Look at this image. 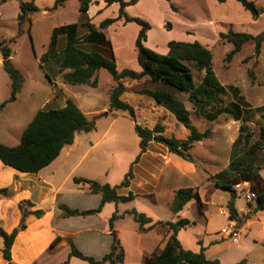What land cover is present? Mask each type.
<instances>
[{"label":"rangeland","instance_id":"374dc122","mask_svg":"<svg viewBox=\"0 0 264 264\" xmlns=\"http://www.w3.org/2000/svg\"><path fill=\"white\" fill-rule=\"evenodd\" d=\"M30 1V0H24ZM258 6L264 7V0H254ZM38 10L30 14V20L23 24V32H19L17 8L9 4L4 10V17L0 21V42L5 40L11 49V63L23 74L24 81L14 101L8 102L0 110V143L15 146L20 143L23 131L41 109H57L65 105L68 99L74 101L95 124L90 132L76 135L77 142L67 146L69 154L63 158L55 173L54 183L61 186L60 195H50L41 203L43 210L51 209L52 205L63 202L78 209L95 208L99 205L100 194L90 192L89 185L77 186L74 176H81L97 180L101 183L119 184L129 171L133 161L139 153V137L134 128V122L127 111L111 110L110 95L117 86V81L106 69L96 72L97 86L88 84H69L63 81V72L59 71V64L63 58V49L69 41L67 35H60L56 45L52 44L55 28L78 24L75 36L79 38V46L87 51H93L84 45L85 35L89 32L84 21H88L90 13L79 10V0H65L56 10H44L54 6L56 0H34ZM96 6V4H94ZM94 6V7H95ZM120 6L118 3L109 5L94 21L107 18H118ZM130 16L144 19L150 24L146 45L158 52L168 51V44L172 40L194 42L199 41L210 49L213 59L212 68L226 92L222 96L223 106L232 101L239 102L244 107L255 108L264 104V41L259 54L255 52V41L251 40L242 46L235 56L228 60L227 55L234 48V44L222 39L221 33L230 30L247 32L258 35L264 32V16L255 19L252 13L245 9L237 0H140L137 4L127 8ZM91 22V21H90ZM92 23V22H91ZM109 27V26H108ZM106 27V28H108ZM141 27L136 22H129L121 27L118 20L114 21L105 31V35L112 40L118 69H140L135 40ZM104 29V28H101ZM12 38H16L12 40ZM109 49V45L107 44ZM94 51L108 56L104 50ZM0 53L1 50H0ZM194 73V79L199 84L205 69L194 62H189ZM68 71V70H66ZM127 86L124 98L136 109L137 120L152 128L156 124L165 127L164 135L186 138L189 130L180 124L176 118L162 105H158L151 97H141L134 89L148 83L141 80L123 79ZM152 89L155 86L147 84ZM12 80L4 65V58L0 64V105L11 97ZM178 97L190 110L191 123L200 131H210L203 141L197 142L191 154L194 163L201 169L193 176V181L184 180L185 186L197 183L201 195L208 200L206 216L200 213L196 201L191 200L186 207L185 218L191 223L181 233V242L193 249L196 248L195 238L203 240L208 245L217 243L214 249L215 258L221 264H235L243 259L247 264H264V242L262 228L264 225V211L256 210V194L264 189V136L260 128L264 118L260 113L248 116L243 123L235 120L231 114H221L214 120L199 113L193 106L186 93H178ZM149 98V99H148ZM245 126L241 129V126ZM248 138V140H247ZM75 141V140H74ZM258 142L260 148L254 154L245 155L252 145ZM156 150L166 155L167 149L155 143ZM63 155L66 154V150ZM152 152H155L152 150ZM152 156V155H151ZM237 158L248 164L244 170L229 172V163ZM151 158L147 157V161ZM0 201L8 203L15 200L17 190L12 186L15 179L14 169L0 160ZM248 166L259 173L258 179H251ZM210 174V181L206 180L204 171ZM169 172L168 170H166ZM166 171L161 176H165ZM18 172V171H17ZM222 172V173H221ZM221 174V175H219ZM234 177V189L237 192L236 208L239 221L231 220L227 208L231 197L229 190L218 187L214 183L217 179ZM223 179V180H224ZM221 180V179H220ZM213 184H211L212 182ZM136 180L132 185L133 191L142 193L145 186ZM239 185V186H238ZM89 189V190H88ZM126 193L127 189H120ZM248 193L254 196H248ZM157 198V202L155 200ZM173 194L158 191L153 195H139L133 201L126 203L110 202L103 210L93 216H76L72 219H60L58 228L62 231L77 232L71 235L78 248L85 254L101 259L110 248L112 237L109 235L107 223L111 215L119 209L136 208L140 212L156 220H177L168 203ZM24 205V203H23ZM58 210V209H57ZM57 212V211H56ZM54 216V215H53ZM166 222V221H164ZM14 223V216L7 226ZM164 225V224H163ZM235 225L239 230L238 240L222 233L226 226ZM137 223L132 215H126L118 222L121 231L118 238L124 242L127 249V264H139L140 257L136 251ZM52 233L45 230L36 234V247L41 254L36 257L35 252H20L22 259L30 264H62L68 259L70 242L61 247L52 246ZM165 237H159L158 230L150 232L144 239L147 250L143 259L144 264H151V259L157 256L164 243ZM259 237V238H258ZM258 242H255V240ZM74 244V243H73ZM3 238L0 237V249ZM35 255V256H34ZM21 257V256H20ZM36 257V258H35ZM5 259L0 251V264ZM68 264H90L78 257H71ZM104 264H110L106 262ZM124 264V262H123Z\"/></svg>","mask_w":264,"mask_h":264},{"label":"trees","instance_id":"16d2710c","mask_svg":"<svg viewBox=\"0 0 264 264\" xmlns=\"http://www.w3.org/2000/svg\"><path fill=\"white\" fill-rule=\"evenodd\" d=\"M65 0H56L51 8L44 10H56ZM94 0H79V10L87 13L91 3ZM107 5L118 3L120 6L119 18H124L126 23L136 22L141 27L135 40V49L137 52V60L141 67V71L124 68L118 69L112 44L106 39L104 33L98 32L97 27L90 20L83 23V26L89 28V36L108 44L111 53L105 56L97 51H87L78 44L79 38L75 36L78 24L64 25L55 28L52 36V44L56 45L60 35H67L69 41L63 49V58L59 64V71L63 72V81L69 84H88L97 86L98 79L96 72L100 69H106L117 81L116 88L110 95V108L114 111H127L134 122L136 134L139 137V153L133 161L129 171L125 174L124 179L116 185L110 183H101L94 179L85 177H74L76 184H88L90 192L100 194L101 201L95 208L80 210L71 208L64 203L59 204V208L65 212L66 216H87L98 214L103 207L110 202L126 203L133 201L138 194L129 191L128 194H120V188H128L134 178V164H136L141 156L147 151L152 141L158 142L166 146L169 152L174 153L185 160L194 162L191 150L199 141H203L210 134L209 130L204 132L198 130L191 123L190 110L185 106L184 102L178 97V93H186L192 102L194 108L208 119L214 120L221 114H231L235 120H241L245 123L248 116L260 113L264 118V104L255 108L244 107L239 102L232 101L223 106L221 103L222 96L226 92L225 86L218 79L212 68V53L205 45L199 41L184 42L172 40L169 42V50L167 53H160L150 47L145 42L147 40L150 24L142 18L130 16L126 8L137 4L140 0H104ZM221 2L225 0H219ZM245 9L249 10L255 19L264 16V7L258 6L254 0H237ZM21 12L18 15L19 32H23V24L30 20V14L39 8L34 0H20ZM116 18H107L100 23L99 28L110 26ZM222 39H226L234 44V48L227 55V59H232L242 46L248 41H255V52L260 53L262 42L264 41V32L253 35L247 32H236L230 30L228 33L220 34ZM16 38H12L15 40ZM0 50L4 58V65L7 73L12 80L11 97L0 105V110L10 101L16 99V95L21 89L24 81L22 72L11 63V49L5 40L0 42ZM194 62L205 69V75L202 81L197 84L194 79V73L189 65ZM68 70V71H66ZM147 77L146 81L155 86L148 88V83H143L140 87L134 89V92L141 95H147L153 98L156 103L164 106L173 114L176 120L189 130L186 138H178L174 135H164L165 127L162 124H156L153 128L140 124L137 120L136 109L128 101L122 98L127 86L122 82L123 79L141 80ZM245 126H241L244 129ZM95 129L93 121L89 120L83 110L71 99H68L65 105L57 109H41L27 125L21 136L20 143L10 146L0 143V160L7 166L27 173H38L41 169L51 164L61 153L62 149L74 143L75 137L81 132H90ZM261 134L264 136V124L260 128ZM248 140V138H247ZM260 146L255 142L251 150L245 155L254 154ZM245 160L237 158L232 160L229 165V172L244 170L246 167ZM249 177L258 179L259 173L252 171V167L248 166ZM222 173V172H221ZM221 175V174H219ZM221 179V180H220ZM216 180V185L227 189L231 193L228 200L227 208L229 218L239 221V213L236 208L237 192L234 189V177L220 178ZM224 179V180H223ZM3 191L7 188H3ZM195 200L200 213L202 212L203 202L199 195L198 189L195 187H182L174 192V200L172 211L178 214L184 210L185 206L191 200ZM30 206L31 202H28ZM23 208V203L20 204ZM256 210L264 211V189L256 194ZM126 213L131 214L138 223V230L141 233L154 229L159 224L169 225L165 243L160 253L151 259V264H221L220 260L208 258L205 254V248L196 252L186 248L180 238L179 232L190 225L191 221L185 217H179L176 221L163 222L161 220L154 221L152 217L144 212L138 211L136 208L127 210L123 214L115 211L109 218V229L112 235V244L110 251L101 259L84 254L73 243L69 257H78L90 264H123L125 260V251L114 222L123 217ZM34 214L42 217L45 214L43 209L27 210L23 209V216L18 226L11 231L5 230L0 226V237L3 238V247L1 249L7 264H15L11 262V250L13 243L20 233L26 229V216ZM52 242L54 246L58 240ZM67 263V261L65 262ZM235 264H247V260L243 259Z\"/></svg>","mask_w":264,"mask_h":264},{"label":"crops","instance_id":"0c3cea01","mask_svg":"<svg viewBox=\"0 0 264 264\" xmlns=\"http://www.w3.org/2000/svg\"><path fill=\"white\" fill-rule=\"evenodd\" d=\"M9 4H12L13 6H15L17 8V17L19 15V13L21 12L20 0H0V21H2V18L4 17L3 10ZM94 4H96V6ZM107 7H108V5L104 0H94L91 3L90 8L87 12V14L90 13L88 20H90L97 27L98 32H102V33H104V35H105V31L111 25L108 28L101 29V28H99V26H100V23L102 21L97 20L95 22L94 19L98 15L103 13V11ZM127 8H126V11H127ZM117 20L120 22L121 27H123L124 24H127L125 22L124 18H119ZM84 22H86V21H84ZM137 29L140 30L139 27H137ZM89 33L90 32H85V33H82L80 35V36L85 35V38L83 39L84 45L91 50H95V49L104 50V52H106L109 56L111 53L110 47L108 49L107 44H105L103 41H100L97 39H92L91 36H89ZM105 37H106V39H109L107 37V35H105ZM60 39H61V37H59V40ZM109 40L112 44V51L114 52V55H115V49L116 48H114L115 46H114L112 40L111 39H109ZM168 50H169V48H168ZM167 52H166V50H164L163 52H160V53L165 54ZM115 59H116V57H115ZM2 61H3V55H2V53H0V64L2 63ZM119 70H122V69H119ZM136 71H141V67H140V69H136ZM145 79H147V77H145ZM139 95L141 97L147 96V95H141V94H139ZM122 98L125 100L124 93L122 95ZM115 112H117V111H115ZM169 113L171 114L170 111H169ZM171 115H173V114H171ZM146 126L152 128L149 124H146ZM76 142H77V140L75 138V141L73 144H75ZM155 143H158V142L152 141L150 143L147 151L141 156L140 160L136 164H134V178L131 181L130 187L125 188V189H127V192L126 193L120 192V189H123V188H120L118 190V192L120 194H128L129 191L134 192L132 185L138 179V180L142 181L141 183L143 184V186H145V189L142 191L141 194L134 192L135 194H138V196L139 195H142V196L153 195V196H155L156 192H158L160 190L166 191L167 193L171 192L173 194V199L168 203V205H169L170 209L172 210V204H173V200H174V192L177 189L182 188V187H195L198 189V192H199V195L201 197L202 202L204 203V205L207 206L208 200L204 196L201 195V192L199 189L200 187H199V185H197V183H193V184L188 185V186H185L186 184H184L185 179H189L190 181H193L194 174H196L198 171H201V169L197 168L194 162L185 160L182 157H180L174 153L169 152L168 148L166 146H164L163 144L162 145L167 149L166 155L158 152L156 150L157 146H155ZM159 144H161V143H159ZM71 145H70V147H71ZM67 146H69V145H67ZM67 146H65L62 149L60 155L51 164H49L45 168L41 169L38 173H27V172H20V171L17 172V170L14 169L13 173L15 174V179H14V183L12 186L18 191L17 197L15 198V200L11 201L10 203H8V201H6V200L0 201V226L1 227H3L7 231H11L13 228H15L16 226L19 225V223L22 219V216H23V209H27V210L42 209L41 203L44 200H46L50 195H53L54 198L57 197L58 195H60L61 186L55 185L54 177H55V173L58 171L59 164H61L62 161H64L63 158H61V157L66 158L69 154L68 150L70 148L67 149L66 148ZM65 149H67L66 150L67 152H66V154L63 155L62 152L65 151ZM152 150H154L155 152H152ZM147 157L151 158L150 162H149V160L147 161ZM0 167H2L1 164H0ZM166 170H168L169 172H167ZM164 171H166L165 176L164 175L161 176ZM203 171L206 174L205 175L206 180L210 181V179H209L210 174L205 170H203ZM74 177H81V176H74ZM213 183L214 182H212L211 184H213ZM76 185L81 186V185H85V184H76ZM213 185L215 187L216 182ZM1 189H3V188L0 187V190ZM155 200L157 202L156 197H155ZM100 201H101V195H100ZM28 202H31L32 205L30 206V204ZM21 203H24L23 208L20 207ZM60 203H63V202H60ZM60 203H58V201H57L56 205L53 204L51 209L44 210L45 214L42 217H37L34 214H29L28 216H26L25 221H26L27 227H26V229L20 231V233L17 235V237L13 243V246H12V250H11V262L12 263L30 264L31 260L29 262H27V261H25V259H22L23 257L20 254V252H27V253L35 252L36 257L39 254H41L40 250H38V249L34 250L33 248L36 247V234L42 233L45 230H48L52 233L51 242L55 241L59 237L61 238L60 240L57 241V243L54 246H50V248H54V247L56 248V247H61L63 245H67L68 244L67 240L68 241L70 240L69 243L73 242L74 245L78 248V246L75 244V241L72 239V237H70L71 235H74L73 233H77V232L62 231L61 229L58 228V226H57L58 223L56 224V222L59 221L60 219H63V218L64 219H72V218L76 217V216H66L65 212L59 208ZM107 204H110V203H107ZM71 208H74V207H71ZM116 208H118L117 211L119 214H123L127 210H130V209L121 210V209H119V205ZM87 209H91V208H87ZM80 210H86V209H80ZM202 212L205 214L206 208H203ZM126 215H131V214L126 213L123 217L118 218L114 222L115 229L118 230V233L120 236H121V234H120L121 231L118 229V222L120 220L124 219V217ZM175 215H176L177 219L179 217H184L185 211L182 210L181 212H179L178 214H175ZM13 216H14V223H12V225L9 227V226H7V223L9 222V220ZM90 216H93V215H87V217H90ZM205 216H206V214H205ZM108 221H109V219H108ZM108 221H107V223L109 225ZM156 221H159V220H156ZM161 221L167 222L168 220H161ZM172 221H175V220H172ZM262 229H263L262 233H261L262 238H260V240L262 242H264V225H263ZM153 230H158L159 237H165V235H167V233L169 232V225L159 224L154 229H152L148 232H145V233H141L138 230V223H137V228H136L135 234L137 235L136 251L140 257L139 264H144L143 259L146 255V252H147V250L145 249V247L143 245L144 239H146L148 237V235L150 234V232H152ZM184 230L185 229H182L179 232L180 240H181V233ZM108 232H109V235L112 237V235L110 233V229ZM199 236H198V239L195 238L196 248L191 249L188 246H186L185 244H183V243L182 244L186 248L191 249V250L196 251V252L200 251L201 247H204L206 256L208 258L215 259V257H213L214 256V249H216L215 247L218 245V242L217 243L210 242L208 245H206L205 243H203V240L199 239ZM120 241H121V238H120ZM255 242H258V240L256 239ZM121 243H122V246H123L124 251H125L124 264H127L128 252H127V249H125L124 242L121 241ZM111 244H112V241H111ZM111 244H110V248H111ZM110 248H109V251H110ZM1 249H2V247H1ZM1 249H0V251H1ZM70 251H71V243H70L69 253H70ZM1 253H2V251H1ZM70 260H71V257H69V254H68V259L66 260L67 263H65L66 261H64L62 264H68ZM37 262H38V259H36L35 263L37 264ZM3 264H7V261L5 260V262Z\"/></svg>","mask_w":264,"mask_h":264},{"label":"built area","instance_id":"2783aa9c","mask_svg":"<svg viewBox=\"0 0 264 264\" xmlns=\"http://www.w3.org/2000/svg\"><path fill=\"white\" fill-rule=\"evenodd\" d=\"M239 186V185H238ZM248 196H254L251 193H248ZM222 233L226 234L228 237L238 240L240 237L239 230L235 227V225L226 226L222 229Z\"/></svg>","mask_w":264,"mask_h":264}]
</instances>
